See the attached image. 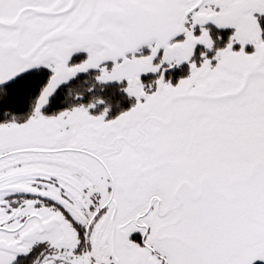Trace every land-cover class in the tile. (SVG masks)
<instances>
[{"label":"snow or ice","instance_id":"6c2138e0","mask_svg":"<svg viewBox=\"0 0 264 264\" xmlns=\"http://www.w3.org/2000/svg\"><path fill=\"white\" fill-rule=\"evenodd\" d=\"M0 264H264V0H0Z\"/></svg>","mask_w":264,"mask_h":264}]
</instances>
